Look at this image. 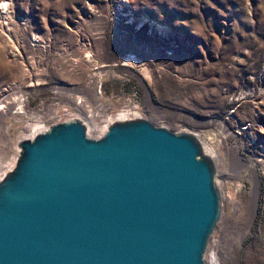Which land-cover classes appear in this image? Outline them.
Returning a JSON list of instances; mask_svg holds the SVG:
<instances>
[{
    "label": "rangeland",
    "instance_id": "obj_1",
    "mask_svg": "<svg viewBox=\"0 0 264 264\" xmlns=\"http://www.w3.org/2000/svg\"><path fill=\"white\" fill-rule=\"evenodd\" d=\"M0 107V180L74 117L195 134L222 197L207 264H264V0H0Z\"/></svg>",
    "mask_w": 264,
    "mask_h": 264
},
{
    "label": "water",
    "instance_id": "obj_2",
    "mask_svg": "<svg viewBox=\"0 0 264 264\" xmlns=\"http://www.w3.org/2000/svg\"><path fill=\"white\" fill-rule=\"evenodd\" d=\"M18 146L0 180V264H207L222 197L195 134L140 117L92 137L75 117Z\"/></svg>",
    "mask_w": 264,
    "mask_h": 264
},
{
    "label": "built area",
    "instance_id": "obj_3",
    "mask_svg": "<svg viewBox=\"0 0 264 264\" xmlns=\"http://www.w3.org/2000/svg\"><path fill=\"white\" fill-rule=\"evenodd\" d=\"M100 90H101V86H100V83H99V84L94 88V92L100 94V93H101ZM74 105H75L76 107L80 106V109L86 111V110L84 109V107H85V101H84L80 96L74 99ZM19 108H20V107H19ZM19 108H17V109H19ZM0 109H1V107H0ZM0 111H3V110H0ZM74 118H75V117H74ZM78 118H79V117H78ZM130 118H140V117H130ZM81 119H85V117H82ZM128 119H129V118H128ZM83 122H84V121H83ZM84 123H85V122H84Z\"/></svg>",
    "mask_w": 264,
    "mask_h": 264
},
{
    "label": "bare ground",
    "instance_id": "obj_4",
    "mask_svg": "<svg viewBox=\"0 0 264 264\" xmlns=\"http://www.w3.org/2000/svg\"><path fill=\"white\" fill-rule=\"evenodd\" d=\"M83 121H84V120H83ZM84 122H85V121H84ZM88 122H89V121H88ZM85 124H86V123H85ZM86 125H87V124H86ZM105 128H106L105 126H104L103 128H101L102 132L105 130ZM102 132H101V133H102ZM34 135H35V134H34ZM34 135H33V136H34ZM33 136H32V137H33ZM32 137H30V138H32ZM22 139H24V138H22ZM22 139H21V140H22ZM18 142H19V141H18ZM18 148H19V146H18ZM204 148H205V147H204ZM19 150H20V148H19ZM205 151H206V153L208 152L206 149H205ZM208 153H209V152H208ZM211 155H212V154H211ZM208 258H209V257H208ZM216 264H219V262L216 261Z\"/></svg>",
    "mask_w": 264,
    "mask_h": 264
}]
</instances>
